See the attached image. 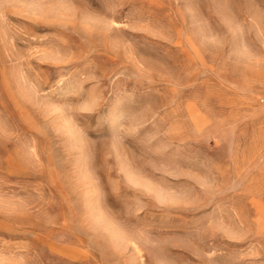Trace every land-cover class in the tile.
I'll list each match as a JSON object with an SVG mask.
<instances>
[{"label":"rangeland","instance_id":"obj_1","mask_svg":"<svg viewBox=\"0 0 264 264\" xmlns=\"http://www.w3.org/2000/svg\"><path fill=\"white\" fill-rule=\"evenodd\" d=\"M0 264H264V0H0Z\"/></svg>","mask_w":264,"mask_h":264}]
</instances>
